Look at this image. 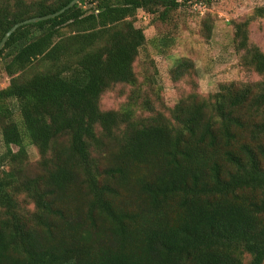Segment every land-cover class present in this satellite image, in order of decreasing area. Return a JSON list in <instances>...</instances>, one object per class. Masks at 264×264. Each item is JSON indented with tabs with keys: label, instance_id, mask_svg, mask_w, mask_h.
Masks as SVG:
<instances>
[{
	"label": "trees",
	"instance_id": "obj_1",
	"mask_svg": "<svg viewBox=\"0 0 264 264\" xmlns=\"http://www.w3.org/2000/svg\"><path fill=\"white\" fill-rule=\"evenodd\" d=\"M72 1L0 0V43ZM204 3L213 0H82L10 37L0 264H264V50L250 38L264 6L231 23L253 83L204 97L182 58L170 74L189 93L168 106L156 69L141 79L135 68L143 25ZM202 23L210 39L215 24ZM167 39L151 45L163 54ZM116 91L124 103L103 108Z\"/></svg>",
	"mask_w": 264,
	"mask_h": 264
},
{
	"label": "rangeland",
	"instance_id": "obj_2",
	"mask_svg": "<svg viewBox=\"0 0 264 264\" xmlns=\"http://www.w3.org/2000/svg\"><path fill=\"white\" fill-rule=\"evenodd\" d=\"M196 5L173 14L168 23L152 21L144 26L148 45L141 51L136 61V72L141 79L148 76V72L157 71V83L161 95L168 106H173L179 94L189 93L185 82L174 83L170 72L177 60L189 58L195 62L199 93L208 96L218 92L222 84L253 83L259 77L252 71L240 66L239 56L233 45L234 29L232 21L246 19L255 8L264 6V0H213L212 6ZM152 18V17H151ZM213 20L215 27L211 38L203 32V21ZM206 35V36H205ZM156 37L168 38L170 46L163 54L151 45ZM250 38L253 44L264 50V22H254L251 26ZM140 79V80H141ZM1 88H7L9 78L0 77ZM120 91L109 92L103 98V108H119L125 97L119 96ZM0 138V154L3 152ZM33 161L38 159L34 147L29 148Z\"/></svg>",
	"mask_w": 264,
	"mask_h": 264
},
{
	"label": "water",
	"instance_id": "obj_3",
	"mask_svg": "<svg viewBox=\"0 0 264 264\" xmlns=\"http://www.w3.org/2000/svg\"><path fill=\"white\" fill-rule=\"evenodd\" d=\"M82 0H73L68 6H66L64 9H62L61 11L55 13V14H51V15H47L44 17H36L33 19H29L26 20L24 22L18 23L16 24L3 38V40L0 43V53L2 52V50L5 48L8 40L10 39V37L21 27L25 26V25H29V24H37L39 22H44V21H48L51 19H55L61 15H63L64 13H66L68 10L74 8L77 4H79Z\"/></svg>",
	"mask_w": 264,
	"mask_h": 264
},
{
	"label": "built area",
	"instance_id": "obj_4",
	"mask_svg": "<svg viewBox=\"0 0 264 264\" xmlns=\"http://www.w3.org/2000/svg\"><path fill=\"white\" fill-rule=\"evenodd\" d=\"M140 19H142L143 21H147L148 20V17L145 16V15H141L139 16Z\"/></svg>",
	"mask_w": 264,
	"mask_h": 264
}]
</instances>
